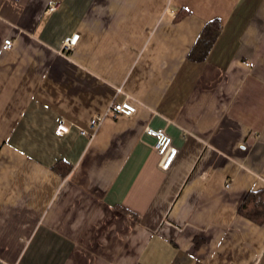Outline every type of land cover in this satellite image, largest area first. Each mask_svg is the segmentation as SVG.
I'll return each instance as SVG.
<instances>
[{"label": "crops", "instance_id": "1", "mask_svg": "<svg viewBox=\"0 0 264 264\" xmlns=\"http://www.w3.org/2000/svg\"><path fill=\"white\" fill-rule=\"evenodd\" d=\"M262 189L264 0H0V264H264Z\"/></svg>", "mask_w": 264, "mask_h": 264}, {"label": "built area", "instance_id": "2", "mask_svg": "<svg viewBox=\"0 0 264 264\" xmlns=\"http://www.w3.org/2000/svg\"><path fill=\"white\" fill-rule=\"evenodd\" d=\"M59 3L54 4L50 9L52 11L58 9ZM80 39V34H75L71 38H67L65 41V48H72L76 46L77 42ZM14 41L11 39H6L3 43V49L9 50L13 48ZM137 112V107L135 104L130 101H125L122 103L112 104L111 107L100 116L93 118L90 122L91 126L94 128H98L103 121L108 118H118L119 116H132ZM71 126L66 123V121H62L57 126V133L60 135H64L69 133ZM146 133L150 136H154L157 138V143L155 145V149L160 156L159 167L162 170H168L173 164L177 154L178 148L174 145L172 137L167 133L164 129H154L152 127L146 128ZM80 134H87V131L84 129H80Z\"/></svg>", "mask_w": 264, "mask_h": 264}, {"label": "trees", "instance_id": "3", "mask_svg": "<svg viewBox=\"0 0 264 264\" xmlns=\"http://www.w3.org/2000/svg\"><path fill=\"white\" fill-rule=\"evenodd\" d=\"M221 23L214 21L207 25L195 46L194 58L203 60L206 58L215 40L220 34ZM240 212L258 224L264 223V189L251 191L243 202Z\"/></svg>", "mask_w": 264, "mask_h": 264}]
</instances>
